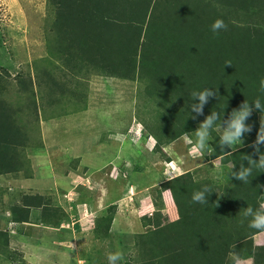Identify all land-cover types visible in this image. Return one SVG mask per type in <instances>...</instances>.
Instances as JSON below:
<instances>
[{
  "label": "trees",
  "instance_id": "1",
  "mask_svg": "<svg viewBox=\"0 0 264 264\" xmlns=\"http://www.w3.org/2000/svg\"><path fill=\"white\" fill-rule=\"evenodd\" d=\"M48 2L52 13L48 52L65 76L63 84L48 79L51 94L64 93L67 84L81 75L137 81L143 86L140 96L150 116L142 121L144 134L155 136L164 145L195 132L211 111L226 118L243 102L252 106L259 99L264 104V92L260 90L264 80V0ZM217 19L228 28L214 34L211 25ZM206 88L216 91L217 97H210L204 115L193 120L190 105L198 101H193L191 94ZM252 107L247 121L252 130L245 134L244 146L237 152H221L215 128L209 136L206 160L220 159L228 169L227 181L221 183L207 176L164 184L188 214L173 222L165 218L163 223L160 218L164 204L157 186L151 196L152 220L141 219L143 226L152 229L136 235V260L124 264H233V253L238 260L261 263L263 258L254 251L253 241L259 233L248 227L251 217L244 218L243 213L246 207L260 210L264 204V187H259L264 185V169L254 166L247 183L230 175L233 170L239 171L242 163L249 166L245 160L248 155L259 159L250 145L264 126V113ZM15 113L0 94V176H15L24 170L27 128L19 124ZM260 152L264 153V144ZM204 185L214 191L208 204L194 203L193 193ZM169 202L171 207L170 197ZM33 209L43 214L60 212L39 195H22L18 203L7 206L0 190V215L9 212L12 222H28ZM105 212L107 215L97 219L96 224L103 225L107 235L115 206Z\"/></svg>",
  "mask_w": 264,
  "mask_h": 264
},
{
  "label": "rangeland",
  "instance_id": "2",
  "mask_svg": "<svg viewBox=\"0 0 264 264\" xmlns=\"http://www.w3.org/2000/svg\"><path fill=\"white\" fill-rule=\"evenodd\" d=\"M51 23L48 0H0V94L12 105L19 124L26 126L27 130L24 129L28 138L23 151L24 170L18 173L16 179L0 177V187L4 190L2 198L6 204L17 200L21 193H38L51 196L53 205L62 206L58 197L60 190L69 188L64 183L68 179L66 173L91 175V170L97 171L93 177L100 178L106 184L110 178H118L111 177L113 173L109 174L113 165L117 170L121 167V171L131 172L127 181L131 177L137 179L140 187L151 186L158 181H163L164 186L169 182L176 185L174 181L200 180L207 176L221 183L227 181L228 169L225 164L220 159L206 160L210 137L205 155L199 160L191 157V144L186 139L188 137L194 141L195 132L168 145L159 143L153 135L142 136L137 143L131 142L128 133L133 131L136 124L138 129H143L142 121L150 118L140 96L143 86L137 81L95 74L81 75L67 84L64 93L54 91L51 94V90L47 89L49 78L59 84L65 81L63 68L48 52L47 35ZM28 105L32 106L30 110L27 109ZM117 131L124 132L127 138L125 135L116 141L113 133ZM81 159L83 162L79 165ZM123 159L127 161L120 163ZM76 160L79 162L76 163ZM172 163L181 167L184 175L169 181L165 173ZM125 165L127 169L122 167ZM110 186L107 185L108 188ZM155 188L148 190L151 196ZM160 188L163 197L164 190ZM110 190L108 193H111ZM165 193L169 194L167 191ZM166 194L164 196L170 206ZM56 210L63 211L61 207H56ZM125 210L129 212L128 208ZM166 212L164 206L160 218L162 223L167 218ZM129 216L127 214L128 219ZM141 219H146V216ZM120 222L116 228H121L119 225L123 227ZM128 226L125 234L118 235L119 231H113L114 234L96 254L95 259L99 258L97 264H104L105 260V264H108L107 254L115 251L125 254L121 264L129 259L136 260V254L131 255L136 251V235L130 234L138 228V223L131 220ZM108 242L111 246L107 245ZM102 257L104 260L100 259Z\"/></svg>",
  "mask_w": 264,
  "mask_h": 264
},
{
  "label": "crops",
  "instance_id": "3",
  "mask_svg": "<svg viewBox=\"0 0 264 264\" xmlns=\"http://www.w3.org/2000/svg\"><path fill=\"white\" fill-rule=\"evenodd\" d=\"M109 135L110 133H108ZM125 135L124 132L119 131L113 133L116 141H118L117 138H123ZM131 142L135 143L132 139ZM126 161L123 159L120 163ZM78 162L79 160H76V163ZM82 162L81 159L79 165H82ZM122 167L126 168V165ZM120 169L121 167L117 170L116 165H113L109 174L113 173L111 177L118 178H110L106 184H103L100 178L93 177V174L98 173L97 171L91 170V175L66 173L68 179L64 183L69 188L60 190L61 195L58 194L62 206L53 205L51 196L38 193H21L18 199L10 202V204L9 202L6 204L7 202L4 199L5 205L11 206L18 203L22 195H39L49 199L52 207H61L63 211L44 212L45 214H43L40 209H33L30 212L29 221L24 223L12 222L9 212L0 215V232L5 234L0 235V264H93L94 260H96L94 264H97L99 258L95 259L96 254H99L100 249L111 238L110 235L114 234L116 230L119 231L118 235L125 234L129 229L128 223L131 220L138 223V228L130 235H140L151 230L150 226L142 225L141 217L146 216L145 221L151 222L152 214L150 213L153 212L154 206L148 190L150 187H163V181L160 183L158 181L151 186L140 187L137 179L133 180L131 177V180L127 181V177L131 172L125 171L123 168V171ZM17 175L0 177L16 179L18 178ZM98 175L101 176V174ZM25 177L29 178V176ZM109 184H111L110 188L107 187ZM0 190L3 194L2 187H0ZM108 190L111 193H108ZM163 190L162 198L165 209H167L165 216H167L169 222L188 214V211L185 212V208L174 199L172 190L169 187H163ZM166 191L169 193L171 207L164 196ZM111 206H115L114 221L112 220L111 227L106 235L104 226L99 223V226H97L96 223L97 219L107 215L105 209ZM126 208L129 212H126ZM127 214L130 215L129 219ZM179 215L181 216L179 217ZM121 217L125 219H121ZM120 221H122L123 227L119 225L121 228H116L117 223H121ZM253 241L255 250L257 247H263L259 251H264V234L255 235ZM107 245L111 246L110 242ZM100 259L104 260L103 257ZM105 262L106 260L104 264ZM236 264H253V261L251 259L238 260ZM258 264H264V258Z\"/></svg>",
  "mask_w": 264,
  "mask_h": 264
},
{
  "label": "clouds",
  "instance_id": "4",
  "mask_svg": "<svg viewBox=\"0 0 264 264\" xmlns=\"http://www.w3.org/2000/svg\"><path fill=\"white\" fill-rule=\"evenodd\" d=\"M227 28L228 25L225 24L222 19L215 20L211 25V31L214 34H218L222 30H227ZM226 65L231 64L230 62H226ZM260 90L264 92V80H261L260 82ZM191 95L193 97V101H198L196 103H191L190 105V118L196 120L197 116L204 115V106L208 103L210 97H217V92L206 88L203 91L193 92ZM252 106H254V108L259 110L261 113H264V104H262L259 99L253 101ZM252 106H250L249 103L243 102L238 109H233L226 118L225 114L221 118L218 112L213 111H211L209 115L205 116L203 121L198 124V127L195 130V140L192 141L190 138L186 137L188 142L191 144V157L197 160L204 157L209 136L214 128L220 133L218 144L222 153H234L238 151L239 147H243L245 134L251 132L252 130L251 125L247 123L248 119L252 115ZM193 113H195V115H193ZM217 121H220L218 126L216 124ZM137 126L138 124L135 125L131 133H128L130 140H134L135 143L139 142L142 136L145 137L143 129H138ZM262 129H264V126L261 125L256 140L252 145H250L253 148V151L258 154L259 159H253L251 155H248L245 160H247L249 166L245 167L242 163L239 171L233 170L231 172L230 175L235 180L247 183L249 182L248 178L252 175L254 166L259 169H264V153L260 152V145L264 144V130ZM146 137L152 136L149 135ZM226 149L230 151H225ZM182 175H184V171L181 167L177 166L176 163H172L169 166V171L165 173V176L169 181ZM259 187H264V185H259ZM213 192L214 191L211 186L204 185L201 190L193 193L192 201L199 204H208V198ZM243 216L244 218L251 217V220L248 223L249 228L255 229L258 233L264 234V204L260 205V210H254L250 206L246 207ZM255 251L257 254L261 255L262 258H264V251L260 252L259 250L257 251V249ZM131 255H135V253L133 252ZM233 256V264H236L238 257H236L235 253H233ZM124 258L125 254L122 251L109 252L107 254L108 264H121Z\"/></svg>",
  "mask_w": 264,
  "mask_h": 264
}]
</instances>
